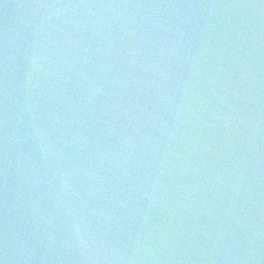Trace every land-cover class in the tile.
Listing matches in <instances>:
<instances>
[{"label":"water","instance_id":"95a60500","mask_svg":"<svg viewBox=\"0 0 264 264\" xmlns=\"http://www.w3.org/2000/svg\"><path fill=\"white\" fill-rule=\"evenodd\" d=\"M0 264H264V0H0Z\"/></svg>","mask_w":264,"mask_h":264}]
</instances>
